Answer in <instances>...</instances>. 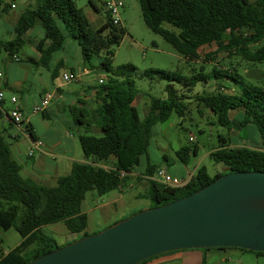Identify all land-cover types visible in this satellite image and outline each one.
<instances>
[{
	"label": "trees",
	"instance_id": "obj_1",
	"mask_svg": "<svg viewBox=\"0 0 264 264\" xmlns=\"http://www.w3.org/2000/svg\"><path fill=\"white\" fill-rule=\"evenodd\" d=\"M89 3L100 10L95 0ZM140 4L147 27L188 60L199 59L198 51L202 47L215 45L214 52L207 55L212 60L225 53L228 59L240 57L253 64L264 63V47L258 48L264 41V0H140ZM13 6L0 0V18L10 13ZM105 13L106 21L93 28L74 0H27L14 25L13 38L0 41V54L5 53L9 60L19 61L21 51L30 44L40 53V58L37 62L32 58L26 61L47 67L53 53L61 50L70 38L79 45L83 62L91 70L98 64L112 73L97 88L100 103L95 110L71 109L76 124L95 125L101 136L87 130L79 137L86 162H75L68 175L57 179L56 186L46 187L24 178L22 166L13 159L9 143L0 132V233L14 229L22 238L8 253L0 252V264H28L60 247L42 233L44 226L63 223L69 232L89 236L85 232L88 218L82 212L86 194L94 190L104 196L124 188L144 156L146 168L136 179L146 181L144 196L151 202L148 208L191 195L224 174L264 172V87L244 86V76L231 62L227 66L218 63L209 72L201 67L190 76L178 71L147 69L144 71L147 78L166 81L165 96L152 97L149 112L142 118L135 103L139 95L133 78L136 66L123 64L114 69L112 66V48L120 44L124 30L114 24L109 12ZM37 26L42 28L43 38L27 37ZM221 81L240 85V93H234ZM210 82L216 83L215 89L195 92L199 84ZM191 103L209 109L217 124L228 130L232 126L230 110L242 107L244 118L240 126L255 125L262 148L231 147L228 139L219 135L220 145L210 155L227 171L210 176L205 167H200L183 187L173 188L152 180L161 166L150 162L148 149L153 128L165 124L174 113L184 117ZM4 113L7 115V111L0 110V118ZM27 129L36 139L30 125ZM198 150L197 145L182 146L177 156L187 166L191 155L197 156ZM164 159L168 160L167 156ZM102 162L110 163L111 168L99 166ZM230 249L264 256L262 252Z\"/></svg>",
	"mask_w": 264,
	"mask_h": 264
},
{
	"label": "crops",
	"instance_id": "obj_2",
	"mask_svg": "<svg viewBox=\"0 0 264 264\" xmlns=\"http://www.w3.org/2000/svg\"><path fill=\"white\" fill-rule=\"evenodd\" d=\"M7 2L11 3L12 0H7ZM14 2L15 3L12 4H14V8H16L18 1ZM23 3H25L23 4L25 6L27 0L23 1ZM17 18L18 17H16V20ZM103 23L104 22H102L100 26ZM13 29L10 37L5 39L0 38V41L13 38ZM43 36L44 32L40 26L31 29L27 34L29 38H43ZM66 41L61 50H63L66 45H69ZM72 49V58L61 54V50H59L53 53L48 66L43 67L26 61V58H32L37 62L40 58V53L32 45L27 44L19 55V61L16 59L9 60L11 63L17 64H8L7 71L6 69L0 70L4 74L7 87L6 101L3 105L4 112L12 108L9 97L15 95L18 98V107L25 114L26 123L30 125L35 138L44 143V147L39 151H35L32 156H29L28 154L31 150L33 140L26 137L20 127L13 125L5 113L2 118H0V121L5 120V123L9 125L10 131L8 132L5 128H2L0 132H2L8 143L9 141L15 142L14 144L12 143V145L9 144L10 151L13 159L22 166V176L32 179L38 184L46 187L56 186L57 179L61 176L68 175L75 162H86L85 155L83 154L79 142V137L82 134L77 130L78 124L73 120L71 109L74 107L79 110H84L85 112H92L100 103L97 88L98 84L100 85V81H103V79H99L98 84H94L91 79L92 71L85 66L80 47L74 44ZM79 55L80 57H78ZM73 59H78L79 61L74 64L72 63ZM23 60H25L26 63H30L34 68L30 67L28 64V66L19 65ZM78 67H80V70ZM67 73L73 76L71 82H66L64 80V75ZM73 82L80 83L83 87H80V89L77 87L72 89L66 84ZM211 88L215 89L216 83L210 82L204 85L202 90H209ZM199 91L200 89L195 90V92ZM48 94L52 95L48 107L42 113H34L32 110L33 107L38 105L44 96ZM138 97L139 95L135 103H137ZM148 100L150 101V98ZM149 101L146 103L148 108ZM8 105L10 107H8ZM39 114L42 118L38 122L37 115ZM241 116L244 118V111L240 106L231 109L229 112L231 123L235 122V126L237 127H241L240 123L238 124V122H236V119ZM84 127L88 131L99 132L96 126ZM243 131L247 133V128H244ZM243 131L239 132L238 142L234 145L230 144L231 147L262 148L259 131L257 137L259 141L250 138L248 135L242 136ZM21 137L26 139L23 144L18 142V139ZM165 156L166 155H163V162L165 163L160 166L167 167L169 160H165ZM25 159H28V161ZM98 165L106 169L111 168L110 163L102 162ZM198 168L200 167H194L193 170H190L184 165V167L179 170L178 174L171 175L180 178L186 184ZM141 176L142 174L135 170L130 174L131 178L127 186L122 189L112 191L104 196L98 195L94 190L86 194L82 203V212L85 213L88 218V226L85 230L87 234H95L134 213L126 215L130 212V209H123V207H126L131 200H139V197H141L139 189L134 183L137 181L136 178ZM142 182L146 183L145 179ZM119 208H121V212ZM66 231L67 233L64 235L63 240L64 245L61 246L70 244L82 238L84 235V233H71L68 229ZM50 238L56 242V239L53 237ZM248 254L254 255L257 261L264 257L230 248L209 250L191 249L163 254L151 259L146 264H227L228 262L234 261L239 264H245L253 261L248 258Z\"/></svg>",
	"mask_w": 264,
	"mask_h": 264
},
{
	"label": "rangeland",
	"instance_id": "obj_3",
	"mask_svg": "<svg viewBox=\"0 0 264 264\" xmlns=\"http://www.w3.org/2000/svg\"><path fill=\"white\" fill-rule=\"evenodd\" d=\"M7 1V0H6ZM26 1V0H25ZM77 7L82 10L84 15L89 20L93 28L100 26L102 22L106 21V13L103 5L95 0L100 10H95L89 3V0H74ZM15 3L11 2L10 4ZM23 0H18L16 8H12L10 13L2 15L0 18V38L5 39L11 36V32L14 24L16 23V17H18L24 11ZM123 8L120 11L121 26L124 30V35L118 46H114L112 49L114 51V56L112 58L113 69L123 65L132 64L136 66L137 70L133 76L136 81L137 89L139 91V97L137 100V106L142 118L148 112V107L146 103L148 99L152 97H163L165 96V85L166 81L159 79H149L144 75V71L147 69H159L166 71H178L184 76H190L193 72H197L201 67L209 72L214 65L220 63L223 65H233L237 68V71L244 76L243 85H256L264 87V63L253 64L247 62L240 57H233L228 59L225 53H221L216 56V60L208 58L207 55L211 54L215 50V45L205 46L199 50V59L188 60L179 54L174 47L167 42L161 35L151 31L144 22L140 0H123ZM165 28L171 30L172 27L168 24H163ZM67 44L63 50L60 51L61 54L65 56L73 57V45L79 46L72 39H67ZM264 47V41L258 48ZM23 55V54H22ZM104 56V52L102 53ZM80 57V55L78 56ZM23 59V58H22ZM78 59H73L72 63L76 64ZM187 62V63H186ZM231 62V64L229 63ZM8 64L11 63L7 58L5 53L0 54V70L6 69ZM33 67L30 63H26L25 60L19 63L21 66ZM93 64V62H92ZM85 66L91 70L88 64ZM34 68V67H33ZM80 70V67H78ZM92 71L91 79L94 84H98L99 79L107 80L108 77L112 76L111 72H108L105 68L100 67L96 64V68ZM90 79V77H89ZM90 81V80H89ZM221 83L226 84L234 93H240L241 86L228 81H221ZM69 87L79 88L83 87L80 83H66ZM99 86V84H98ZM204 85L199 84L197 89L202 91ZM213 89V88H211ZM209 89V90H211ZM36 106V105H35ZM8 107H10L8 105ZM202 111V114H201ZM38 122L41 120V115H37ZM243 120V117H238L236 122L238 124ZM41 123V122H40ZM38 124V123H37ZM95 126V125H94ZM5 128L6 131L9 130V125L5 123V120L0 121V129ZM247 133L244 132V128L235 126V122L232 123L231 130L228 128L221 127L217 124L214 114L203 107H198L197 103L189 104L188 109L184 117H180L176 113L172 114L170 119L165 124L157 125L153 128V134L150 140V146L148 149V156L150 162L155 165H162L163 155H166L169 162L166 168L169 174H178L179 170L184 167L183 163L177 156V151L182 146H194L197 145L199 150L197 156L191 155L190 162L186 166L190 170L194 167H205L210 176H214L217 173H223L227 171V168L216 162L211 157V152L217 149L220 145L219 135L224 136L228 139L229 144H236L239 139V132H242V136H250V138L257 139L258 129L255 125H248ZM77 130L79 133L86 134L88 131L83 125H77ZM14 133V132H13ZM89 134L95 136H101V132L89 131ZM190 138L193 142H190ZM26 140L24 137L18 139L21 144ZM15 142L9 141L12 145ZM28 161V159H25ZM147 164L146 157L141 159V163L136 167V171L141 173L145 170ZM180 179V178H179ZM140 192L141 197L139 200H131L129 204L124 208L130 209V213L136 214L142 210L148 209L151 202L145 195L146 183L145 182H134ZM121 212V208H119ZM130 214L129 216L133 215ZM127 216V217H129ZM126 217V218H127ZM125 219V218H124ZM107 228V227H106ZM105 229V228H104ZM103 229V230H104ZM67 228L63 223H58L56 225H48L41 228L43 234L53 237L59 246L64 245V235L67 233ZM102 231V230H101ZM100 232V231H99ZM98 233V232H97ZM22 238L14 229L8 231H1L0 233V252L8 253L13 248H15ZM248 258L253 261L245 264H264V257L257 261L254 255L248 254ZM226 264V263H224ZM227 264H239L236 261L228 262Z\"/></svg>",
	"mask_w": 264,
	"mask_h": 264
},
{
	"label": "water",
	"instance_id": "obj_4",
	"mask_svg": "<svg viewBox=\"0 0 264 264\" xmlns=\"http://www.w3.org/2000/svg\"><path fill=\"white\" fill-rule=\"evenodd\" d=\"M217 248L264 253V172L224 174L28 264H141L171 252Z\"/></svg>",
	"mask_w": 264,
	"mask_h": 264
},
{
	"label": "built area",
	"instance_id": "obj_5",
	"mask_svg": "<svg viewBox=\"0 0 264 264\" xmlns=\"http://www.w3.org/2000/svg\"><path fill=\"white\" fill-rule=\"evenodd\" d=\"M104 7L105 11L109 12V14L113 18V22L115 25H121V18H120V11L123 8V0H98ZM14 7V6H13ZM18 61V59H16ZM64 80L66 82H71L73 80V76L71 74H65L64 75ZM103 81H100V84ZM6 83H5V78L3 72L0 71V110H3V105L5 104L6 101ZM52 99V95L48 94L44 96V98L41 100V102L33 107V112L34 113H42L45 111V109L48 107L50 101ZM9 102L12 105V108H10L7 111V116L11 123L13 125H16L20 127L23 132V134L33 140V144L31 146V150L29 151V156H32L35 151H39L44 147V143L41 140L33 139L27 129V123H26V118L25 114L23 111L18 107V98L15 95H11L9 97ZM190 141H193L191 138ZM152 180L159 182L161 184L173 187V188H178V187H183L185 183L177 178L172 176L171 174L168 173L166 168H158L157 171L155 172L154 176L152 177Z\"/></svg>",
	"mask_w": 264,
	"mask_h": 264
}]
</instances>
